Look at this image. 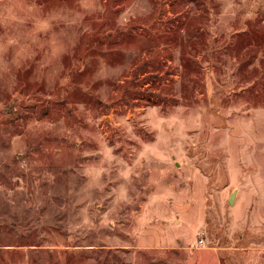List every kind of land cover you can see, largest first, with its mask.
<instances>
[{"label": "rangeland", "instance_id": "374dc122", "mask_svg": "<svg viewBox=\"0 0 264 264\" xmlns=\"http://www.w3.org/2000/svg\"><path fill=\"white\" fill-rule=\"evenodd\" d=\"M0 264H264V0H0Z\"/></svg>", "mask_w": 264, "mask_h": 264}, {"label": "water", "instance_id": "95a60500", "mask_svg": "<svg viewBox=\"0 0 264 264\" xmlns=\"http://www.w3.org/2000/svg\"><path fill=\"white\" fill-rule=\"evenodd\" d=\"M233 197H234V193L231 195V197L229 198V203H231L232 202V200H233Z\"/></svg>", "mask_w": 264, "mask_h": 264}, {"label": "built area", "instance_id": "2783aa9c", "mask_svg": "<svg viewBox=\"0 0 264 264\" xmlns=\"http://www.w3.org/2000/svg\"><path fill=\"white\" fill-rule=\"evenodd\" d=\"M198 244H199V245H202V244H203V241H202V240H200Z\"/></svg>", "mask_w": 264, "mask_h": 264}]
</instances>
